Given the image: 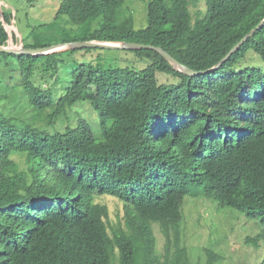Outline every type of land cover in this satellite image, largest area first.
I'll list each match as a JSON object with an SVG mask.
<instances>
[{"label": "trees", "instance_id": "trees-1", "mask_svg": "<svg viewBox=\"0 0 264 264\" xmlns=\"http://www.w3.org/2000/svg\"><path fill=\"white\" fill-rule=\"evenodd\" d=\"M197 2L148 0L147 25L136 30L126 0H63L56 19L67 17L83 37L58 43L151 45L200 72L264 20V0H207L206 12L193 14ZM3 18L10 25L12 16ZM7 40L0 23V46ZM93 50L101 49L65 53ZM124 51L148 66L80 64L56 103L34 78L39 71L55 79L64 53H0V90L9 87L6 71L18 72L28 106L47 125L80 101L100 120L98 134L83 118L50 134L0 108V264H192L182 231L187 196L260 218L264 227V68L239 67L251 52L264 61V26L202 76L176 71L154 50ZM103 196L124 204V223L110 232L109 208L96 202ZM154 225L168 242L163 256ZM259 239L264 228L249 241L258 247ZM206 253L207 264L222 259Z\"/></svg>", "mask_w": 264, "mask_h": 264}, {"label": "rangeland", "instance_id": "rangeland-1", "mask_svg": "<svg viewBox=\"0 0 264 264\" xmlns=\"http://www.w3.org/2000/svg\"><path fill=\"white\" fill-rule=\"evenodd\" d=\"M62 1L0 0V23L11 33L7 47L44 48L72 38L81 39L82 33L71 32L75 27L72 23H68L67 17L56 19ZM192 1L197 2V0ZM206 1L198 0L197 5H192L193 14L197 11L206 12ZM147 5L148 0H126L125 8L132 13L136 30L147 25ZM3 15L7 18L12 16L10 25L3 22ZM198 15L197 13L196 16ZM60 59L63 63L59 66V73L55 79L42 75L39 71L34 78L37 85L49 87L55 103L68 92L73 73L80 64L99 62L104 64L105 68L131 66L138 70L148 66L145 60L136 58L124 50L78 51L64 53ZM248 65L264 68V61L251 52L239 64V67ZM10 75L15 79H10ZM18 77L19 73H12L10 69L5 73L9 87L0 90V96L3 97L0 98V108L4 109L6 114L19 121L30 122L42 130L49 131L50 134L63 132L68 126L75 127L80 118L88 121L94 134L100 132L99 117L88 101L78 102L68 111V117L60 119L56 125L51 127L47 125L44 117H39L40 112H35L28 106ZM159 78L162 83L174 81L170 80V77L159 76ZM96 202L109 208V232L111 228L118 229L119 225L124 223V204L119 199L103 196L99 197ZM183 212L182 231L185 245L192 251V264H207L206 250L215 251L221 256L222 259L217 264L264 263V239H259L258 247L254 246L251 240L249 241V239L258 238L263 233L264 227L260 218L251 220L244 212L230 207L221 209L213 200L194 199L190 196L185 198ZM153 234L156 239V250L163 256L168 244L166 236L157 225L153 226ZM171 249L175 250L174 243H171ZM115 264H118V261Z\"/></svg>", "mask_w": 264, "mask_h": 264}, {"label": "water", "instance_id": "water-1", "mask_svg": "<svg viewBox=\"0 0 264 264\" xmlns=\"http://www.w3.org/2000/svg\"><path fill=\"white\" fill-rule=\"evenodd\" d=\"M264 26V20L261 22L259 26L253 29L249 34H247L229 53L226 57H224L215 67L208 69L206 71H194L189 67L181 64L178 60H176L173 56H171L168 52L160 47H155L151 45H144L138 43H126V42H101V41H77L70 43H62L53 45L50 47L44 48H25V47H7V44L4 46H0V53H9L14 55H32V56H42V55H51L56 53H65L69 51L75 50H83V49H102V50H154L162 55L173 67L176 71L188 75V76H202L209 74L213 71H217L220 67L226 63L249 39H251L257 31H259ZM8 40L11 37V33L8 29Z\"/></svg>", "mask_w": 264, "mask_h": 264}]
</instances>
